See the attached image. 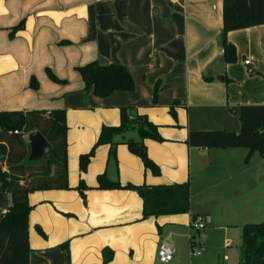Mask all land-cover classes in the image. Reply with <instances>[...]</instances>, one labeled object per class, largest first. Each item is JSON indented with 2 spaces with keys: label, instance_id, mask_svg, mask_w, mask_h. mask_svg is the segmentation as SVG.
Returning a JSON list of instances; mask_svg holds the SVG:
<instances>
[{
  "label": "crops",
  "instance_id": "1",
  "mask_svg": "<svg viewBox=\"0 0 264 264\" xmlns=\"http://www.w3.org/2000/svg\"><path fill=\"white\" fill-rule=\"evenodd\" d=\"M222 5L223 0H0V112L63 109L68 127L69 189L27 196L29 264H65L66 257L71 264H103L104 249L113 251L107 264H160L162 242L174 249L169 264H240L243 227L264 216V158L255 152L246 161V148H195L187 139L192 129L237 132L236 108L264 105V24L227 35L236 61L225 64ZM22 20V30L10 37ZM93 60L124 66L134 90L105 98L86 93L75 69ZM46 69L65 83L51 82ZM32 77L37 90L29 86ZM174 100L181 106L172 116ZM122 107L158 126L163 141H144L160 174L146 171L128 151L126 142L139 140L137 129L113 136V157L112 144L99 145L80 173L79 155L96 144L103 126L119 124ZM102 173L121 185L188 181L190 211L143 219L136 191L96 189ZM80 177L89 187L85 201L75 189ZM205 215L209 222L192 240L201 254L192 256L191 220ZM65 242L68 250L61 248Z\"/></svg>",
  "mask_w": 264,
  "mask_h": 264
},
{
  "label": "trees",
  "instance_id": "2",
  "mask_svg": "<svg viewBox=\"0 0 264 264\" xmlns=\"http://www.w3.org/2000/svg\"><path fill=\"white\" fill-rule=\"evenodd\" d=\"M223 26L219 36L222 58L225 64H234L236 50L228 42L227 35L234 30L248 29L264 24V0H223ZM24 21L13 27L10 37L22 30ZM86 93L105 98L115 91L130 92L134 82L130 72L119 64L101 65L97 61L77 66ZM49 80L55 84L65 83L58 79L49 69L45 70ZM30 88L38 89V83L31 78ZM153 102L158 94L154 86ZM181 106L174 100L169 112L175 116V109ZM235 115L240 120V127L230 130H190L188 145L195 148L237 149L246 148V161L257 152L264 158V105H242L236 108ZM66 112L63 109L51 111H6L0 112V264H29V242L27 232L29 212L32 208L28 194L35 191L69 189L68 160L65 122ZM137 129L139 140H128L127 149L141 159L146 171L154 176L160 174V168L148 158L145 141H163L158 126L150 122L145 115L136 114L132 107L120 109V121L116 126H103L91 150L78 157L80 173L86 171L90 159L99 145L112 144L115 135ZM40 132L51 144V149L36 161H29L30 146L25 137L31 132ZM112 144L109 156L115 155ZM189 182L181 184L135 186L111 182L104 173L97 175L96 189L134 190L142 200L143 219L170 214H186L190 207L191 192ZM85 201L84 192L89 189L80 177L75 188ZM11 197V201L8 199ZM195 219V217H192ZM36 232L45 237L36 226ZM240 264H264V221L257 224H246L242 232ZM67 248V242L61 245ZM113 257V251L103 250V264Z\"/></svg>",
  "mask_w": 264,
  "mask_h": 264
},
{
  "label": "built area",
  "instance_id": "3",
  "mask_svg": "<svg viewBox=\"0 0 264 264\" xmlns=\"http://www.w3.org/2000/svg\"><path fill=\"white\" fill-rule=\"evenodd\" d=\"M171 1L172 2H179L180 0H171ZM243 63L245 66H248V67L250 66V62L247 60H245ZM248 72L252 73L253 69L251 67H249ZM204 225H205V219L203 216H196L195 219L191 220V224L189 227L190 232H189L188 237H189L190 246H191L190 254L192 256H199L201 254L200 251L196 250L195 245H193L192 240H193L195 232L204 229ZM159 246L160 247H159L158 252H157L158 262L160 264H169L173 258V254H174L173 247L170 244H168L167 242H162Z\"/></svg>",
  "mask_w": 264,
  "mask_h": 264
},
{
  "label": "water",
  "instance_id": "4",
  "mask_svg": "<svg viewBox=\"0 0 264 264\" xmlns=\"http://www.w3.org/2000/svg\"><path fill=\"white\" fill-rule=\"evenodd\" d=\"M27 143L30 146V152L28 155L29 161L36 162L40 160L43 155L51 149V144L48 143L44 136L37 131L31 132L27 135ZM204 219L206 222H209V217L207 215L204 216Z\"/></svg>",
  "mask_w": 264,
  "mask_h": 264
},
{
  "label": "rangeland",
  "instance_id": "5",
  "mask_svg": "<svg viewBox=\"0 0 264 264\" xmlns=\"http://www.w3.org/2000/svg\"><path fill=\"white\" fill-rule=\"evenodd\" d=\"M159 87V86H158ZM153 93H154V90H153ZM260 158V157H259ZM262 214H264V211H263V213ZM261 215V214H260ZM261 221H264V216H262V217H258L257 219H255V221H254V223H257V222H261ZM67 248H68V243H67ZM65 249V250H68V249ZM65 264H71V259H69L68 257H66V259H65Z\"/></svg>",
  "mask_w": 264,
  "mask_h": 264
}]
</instances>
